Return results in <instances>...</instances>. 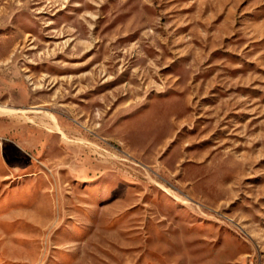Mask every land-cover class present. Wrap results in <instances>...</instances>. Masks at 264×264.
I'll return each instance as SVG.
<instances>
[{"label":"rangeland","instance_id":"obj_1","mask_svg":"<svg viewBox=\"0 0 264 264\" xmlns=\"http://www.w3.org/2000/svg\"><path fill=\"white\" fill-rule=\"evenodd\" d=\"M0 105V264H264V0H0Z\"/></svg>","mask_w":264,"mask_h":264},{"label":"bare ground","instance_id":"obj_2","mask_svg":"<svg viewBox=\"0 0 264 264\" xmlns=\"http://www.w3.org/2000/svg\"><path fill=\"white\" fill-rule=\"evenodd\" d=\"M12 108V107H11ZM28 109V108H27ZM30 109V108H29ZM12 109H10L9 107H5V106H2V105H0V111H2V112H4V111H11ZM16 110H18V109H16ZM12 111H14V110H12ZM11 111V112H12ZM23 112H26V110H22ZM28 111V110H27ZM30 111V110H29ZM32 111V110H31ZM20 112V111H19ZM50 115V114H49ZM51 118L53 119V120H55V118H54V116H51ZM50 119V118H49ZM58 130H57V132L58 133H60L62 136H64L65 137V134L63 133V131L60 129V128H57Z\"/></svg>","mask_w":264,"mask_h":264}]
</instances>
